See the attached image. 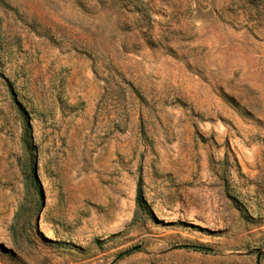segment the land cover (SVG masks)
<instances>
[{
	"label": "rangeland",
	"instance_id": "374dc122",
	"mask_svg": "<svg viewBox=\"0 0 264 264\" xmlns=\"http://www.w3.org/2000/svg\"><path fill=\"white\" fill-rule=\"evenodd\" d=\"M0 264H264V0H0Z\"/></svg>",
	"mask_w": 264,
	"mask_h": 264
},
{
	"label": "trees",
	"instance_id": "16d2710c",
	"mask_svg": "<svg viewBox=\"0 0 264 264\" xmlns=\"http://www.w3.org/2000/svg\"><path fill=\"white\" fill-rule=\"evenodd\" d=\"M26 131H27V133H30V131H31L30 125H28ZM137 204H138L139 208H142V209L148 208V204L146 202V199H145L144 193H143L142 180H140L139 186H138Z\"/></svg>",
	"mask_w": 264,
	"mask_h": 264
}]
</instances>
